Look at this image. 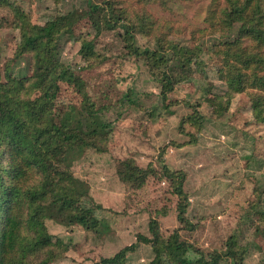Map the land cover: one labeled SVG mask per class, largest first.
Segmentation results:
<instances>
[{"label": "rangeland", "instance_id": "374dc122", "mask_svg": "<svg viewBox=\"0 0 264 264\" xmlns=\"http://www.w3.org/2000/svg\"><path fill=\"white\" fill-rule=\"evenodd\" d=\"M4 1L11 11L28 12L30 32L63 19L65 31L57 48L44 53L41 63L57 59L69 65L84 78L96 104L97 115L86 109L72 87L63 84L41 118L84 131L96 127L97 120L111 123V132L101 143L105 149L74 147L67 157L74 175L69 182L86 194L80 205L94 210L98 227L48 216L46 224L60 254L51 264H96L137 242L138 234L150 236L152 218L159 220L165 237L182 228L178 196L163 175L160 151L165 146L163 160L187 173V217L194 227L182 228V238L206 254L237 249L245 264H264V122L254 117L250 93L237 94L229 106L225 99L226 54L241 44L239 24L227 30L211 26L206 15L212 0H125L139 46L168 48L170 66L176 70L180 60H192L189 74L176 75L174 89L165 100L160 80L144 57L128 53L120 30L98 32L88 15V0ZM10 10L0 9L1 80L39 71L31 52L17 54L20 30L1 20L11 16ZM84 39L94 44L95 55L89 60L80 52ZM194 107L203 122L197 127L186 125L198 136L197 142L186 143L191 137L181 131V125ZM182 143L186 144L177 145ZM127 158L158 173L135 188L119 174ZM154 256L149 243L139 242L125 264H153ZM220 264L234 263L227 257Z\"/></svg>", "mask_w": 264, "mask_h": 264}, {"label": "trees", "instance_id": "16d2710c", "mask_svg": "<svg viewBox=\"0 0 264 264\" xmlns=\"http://www.w3.org/2000/svg\"><path fill=\"white\" fill-rule=\"evenodd\" d=\"M87 3L89 18L98 32L118 28L128 53L146 59L151 72L161 82L162 97L168 100L176 84V75L187 76L192 60H180L176 67L179 70H176L170 66L168 48L139 46L125 0H88ZM0 9L11 8L6 1L0 0ZM11 12L10 17L1 20L20 30L17 54L31 52L39 63V71L32 76L8 77L7 80H1L0 76V264H51L60 254L46 224L48 216L76 222L85 228L98 227L94 210L80 205L86 194L69 182L74 175L67 157L74 147L105 149L101 143L108 138L111 123L97 120L96 127L84 131L41 118L42 112L57 99L63 84L72 87L86 109L95 115L96 104L84 78L69 65L57 59L48 65L41 63L44 53L57 48L65 31L63 19L51 21L43 30L30 32L28 12ZM206 20L221 30L239 24L241 44L226 54L229 75L225 99L229 106L237 94L250 93L254 117L264 122V0H212ZM80 52L86 60L93 57V42L84 39ZM175 53L174 57L179 55ZM202 119L197 107L186 116L181 125V131L191 137L186 143L198 141L196 131L188 130L186 125L197 127ZM165 152L166 146L160 151L162 170L172 192L178 196V219L182 228L192 229L194 224L187 217L189 197L184 188L187 173L171 168L163 160ZM157 173L152 166L143 168L132 158L123 160L119 168L121 179L135 188H141L149 175ZM182 228L174 229L165 237L159 220L152 218L150 236L138 234L137 242L123 247L113 256L102 257L96 264H125L128 254L136 250L139 242L152 246L153 264H220L227 257L232 258L234 264H245L242 252L237 249L206 254L182 238Z\"/></svg>", "mask_w": 264, "mask_h": 264}]
</instances>
